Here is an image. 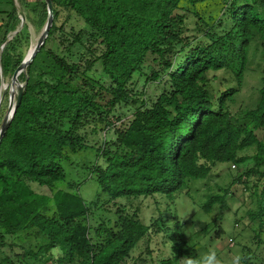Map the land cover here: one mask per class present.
<instances>
[{
	"label": "trees",
	"instance_id": "obj_1",
	"mask_svg": "<svg viewBox=\"0 0 264 264\" xmlns=\"http://www.w3.org/2000/svg\"><path fill=\"white\" fill-rule=\"evenodd\" d=\"M0 4L1 99L5 80L26 58L28 22L44 28L48 9L45 0ZM53 10L0 144V264H131L139 244L150 251L161 234L170 254L157 263L178 264L201 255L186 224L162 215L145 225L138 210L118 201L158 196L171 209L203 192L200 208L212 223L195 235L213 230L221 238L233 188L249 189L254 180L256 208L234 224L248 219L257 227L255 244L264 246L263 64L256 107L233 109L255 57L264 62V0H53ZM72 14L84 29L67 31ZM219 72H230L235 84L214 99L210 75ZM141 77L163 85L154 100L133 92ZM121 109L132 116L124 119ZM109 132L115 138H90ZM89 151L96 160L83 169L100 188L92 201L64 168ZM224 165L241 172L229 182L217 173ZM110 205L114 218L103 213ZM57 245L64 255L54 259Z\"/></svg>",
	"mask_w": 264,
	"mask_h": 264
},
{
	"label": "rangeland",
	"instance_id": "obj_2",
	"mask_svg": "<svg viewBox=\"0 0 264 264\" xmlns=\"http://www.w3.org/2000/svg\"><path fill=\"white\" fill-rule=\"evenodd\" d=\"M3 0H0V3ZM28 3H34L36 1L42 0H26ZM5 7L0 4V8ZM26 23V19L22 21V24ZM29 25V41H25L22 45L23 51L26 53V57L31 52V50L38 44L44 28H38L33 22H28ZM22 26V25H21ZM84 22L80 19L76 14H72L68 19L67 31L69 32L71 28H74L77 31L84 29ZM255 63L252 65V72H249L247 78L243 84L240 95L237 98L236 107L234 106V111L238 109L240 106H245L248 109H253L257 105L258 93L257 90L260 88V71L258 72V64H263L264 62L262 56L257 55L255 57ZM100 72V68L97 69ZM21 76V75H20ZM13 77V76H12ZM11 78L5 80L4 85H7V91L3 97L2 104L0 107V127H2L7 115L10 100L15 101L14 97L11 98ZM211 78L216 79L210 82V90L212 92V96L216 99L219 95V92L225 90L226 88H230L235 84V80L232 77L230 72H219L213 73L210 75ZM146 77H141L140 80L138 78V85L136 86L134 93L136 91L146 95V98L153 99L157 97L163 90V85L160 83H147L145 82ZM18 84L22 85L21 77L18 78ZM5 87H3V92ZM16 89L14 93L16 94ZM143 96L145 97V95ZM125 113V115L123 114ZM120 114L124 115V119H129L132 116V112L127 110L120 111ZM104 136L106 139L115 138L114 132H109L107 134H101V136H91L90 138H94L99 140V142L103 141ZM90 139V140H92ZM254 153L253 150L247 151L244 154L252 155ZM96 160V156L92 151L87 153H81L76 156H73L69 162L64 163V168L67 174L68 182H81V186L79 187L80 194L87 200L92 201L98 195L100 188L97 186L95 182L89 179V175L84 171L85 165H92ZM85 164V165H83ZM241 168V167H240ZM241 170L239 167H234V165H224L220 166L217 169V173H219L224 178L230 182L234 177H236ZM224 183H228L224 180ZM256 180H254L249 185V189H246L243 185H236L233 188V198L228 200V204L230 206V211L226 212L224 215V221L222 223V228L225 231L224 235L221 238H216L215 231L211 230L209 233H204L203 235L197 236L196 233H201L202 229H204L207 225L212 223V217L206 216L201 208L200 203L203 202L204 193L199 194V197L196 198V201H192L190 198L186 196H182L175 206H172L171 209L168 208L167 202L165 199L161 197H154L149 199L139 198L132 200H121L118 201L117 206H125L127 211L133 213L135 210L139 211V217L141 221L145 225H150L153 220H157L162 215L164 218H167L169 223L172 224L174 219L181 221L186 224L188 238L192 240V243H199L200 253L201 255L208 252L210 249L214 250L217 254L218 259L221 261V264H233L234 258L239 255L241 258L247 256L245 262H241V264H264V246L258 247L254 241V232L253 230L257 227L249 223L247 219L245 223H239L237 226V220L241 218H246V212L249 210H254L256 208L255 199L252 198V190L254 184H256ZM60 189L64 191H68L66 186H61ZM202 199L199 201V199ZM107 211L103 213L106 217L114 218V214L116 212V207L112 205L105 207ZM235 225V226H234ZM163 235L153 236L150 251L147 250L148 244L146 242H142L139 244L136 251L133 253V259L131 260V264L134 262H138V264H158L157 262L164 258L168 257L170 254L169 244H167L163 237ZM10 243V240L9 242ZM247 248V249H245ZM248 250L251 251L248 253ZM16 252H22L20 248L15 249ZM5 254H10L11 249L8 244L4 249ZM14 253L12 252V256ZM3 256V255H1ZM54 264V263H50Z\"/></svg>",
	"mask_w": 264,
	"mask_h": 264
},
{
	"label": "water",
	"instance_id": "obj_3",
	"mask_svg": "<svg viewBox=\"0 0 264 264\" xmlns=\"http://www.w3.org/2000/svg\"><path fill=\"white\" fill-rule=\"evenodd\" d=\"M46 4H47V9H48V19H47V23L45 25L44 31L42 33V36L38 42V44L31 50V52L28 54V56L25 58V60L23 61V63L21 64V66L18 68V70L15 72V74L12 77L11 80V98L14 97V91L15 89L17 90V97L15 99V101H13L12 99L10 100L9 103V108H8V115L0 129V144L7 132V130L9 129L12 120L14 119V116L16 114L17 109L19 108V106L21 105L22 102V97H23V92H24V86L21 84H18V78L20 77V75L26 71V69L28 68V66L30 65V63L33 61L34 57L37 55V53L41 50L42 46L45 44L49 33L53 27V23H54V10H53V0H45ZM24 20V18H22ZM5 90L3 93L2 98L0 99V106L2 104V100L3 97L7 91V85H4Z\"/></svg>",
	"mask_w": 264,
	"mask_h": 264
},
{
	"label": "clouds",
	"instance_id": "obj_4",
	"mask_svg": "<svg viewBox=\"0 0 264 264\" xmlns=\"http://www.w3.org/2000/svg\"><path fill=\"white\" fill-rule=\"evenodd\" d=\"M50 254L54 259H59L64 255V252L63 249L57 245L50 249ZM241 262L242 258L239 255L233 260V264H241ZM178 264H221V261L218 259L216 252L210 249L208 252L197 257L186 255L178 260Z\"/></svg>",
	"mask_w": 264,
	"mask_h": 264
}]
</instances>
